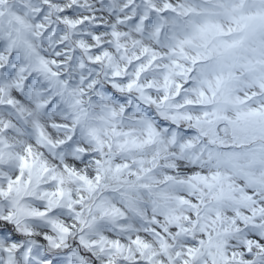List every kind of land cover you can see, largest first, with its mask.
<instances>
[{"label": "snow or ice", "instance_id": "1", "mask_svg": "<svg viewBox=\"0 0 264 264\" xmlns=\"http://www.w3.org/2000/svg\"><path fill=\"white\" fill-rule=\"evenodd\" d=\"M0 264H264V0H0Z\"/></svg>", "mask_w": 264, "mask_h": 264}]
</instances>
